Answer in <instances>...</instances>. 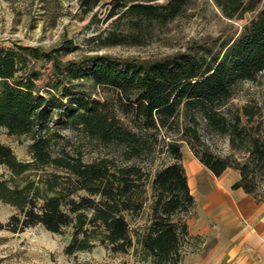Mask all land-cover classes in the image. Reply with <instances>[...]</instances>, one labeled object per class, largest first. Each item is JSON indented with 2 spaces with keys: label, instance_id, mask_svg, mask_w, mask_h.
Returning a JSON list of instances; mask_svg holds the SVG:
<instances>
[{
  "label": "trees",
  "instance_id": "16d2710c",
  "mask_svg": "<svg viewBox=\"0 0 264 264\" xmlns=\"http://www.w3.org/2000/svg\"><path fill=\"white\" fill-rule=\"evenodd\" d=\"M217 1L230 17L256 7L254 2L245 6V0ZM186 2L169 0L165 7L137 3L130 12L141 18L165 16L167 21ZM35 50L0 47V131H37L32 161L20 160L0 138V167L16 177L27 175L22 184L0 176V199L18 209L6 224L0 221V229L23 232L42 225L62 233L72 225L70 254L91 249L98 241L121 253L139 243L150 264H182L184 248L194 237L188 215L197 204L183 162L184 142L215 175L230 168L239 171L241 178L233 188L264 202V126L252 125L258 113L253 107L225 109L241 81L264 71V10L223 58L181 54L145 65L99 56L86 67L68 66L70 77L86 73L104 90L113 91V100L92 98L60 81L42 90L38 70L23 72L28 57L50 60L60 50L43 55ZM57 111L61 120L66 117L65 124L82 127L96 139L106 154L92 162L67 153L55 155L51 137L44 133ZM207 132L229 136L231 151L212 149L204 138ZM161 144L170 161L152 182L149 223L133 229L130 218L143 213L149 201L150 173L132 161L154 153ZM48 167L53 169L38 180L30 178L33 170Z\"/></svg>",
  "mask_w": 264,
  "mask_h": 264
},
{
  "label": "rangeland",
  "instance_id": "374dc122",
  "mask_svg": "<svg viewBox=\"0 0 264 264\" xmlns=\"http://www.w3.org/2000/svg\"><path fill=\"white\" fill-rule=\"evenodd\" d=\"M168 2L169 0H0V47L31 46L37 49L36 54L42 55L59 49L57 56L50 60L47 57L41 59L29 56L23 72L38 70L40 78L37 84L42 90L49 84L60 81L62 85H70L74 90L85 92L92 98L113 100V91L104 90L86 73L70 77L68 66L76 65L77 69L86 67L89 61L99 56L145 65L181 54L206 56L208 60L216 56L223 58L252 20L264 10V0H245V6L254 2L255 9L246 12L239 10L230 17L217 0H187L182 11L167 21L165 16L141 18L130 12L133 4L147 3L165 7ZM247 106L258 112L252 125L264 126V71L253 80L241 81L225 109L235 112L242 111ZM57 112L44 133L51 137L55 155L67 153L73 158L92 162L106 154L107 150L96 139L91 138L82 127L65 124L66 117L63 116L61 120L59 111ZM163 133L167 134L166 131ZM36 134L37 131L11 134L3 128L0 138L13 148L20 160L32 161V144ZM170 136L173 138L178 133ZM204 138L216 152L227 154L231 151L229 136L207 132ZM182 148L193 152L187 142L183 143ZM114 154L119 158L118 162L124 164L119 157L120 153L115 151ZM169 161L170 155L162 144L154 153L132 161L150 173L149 201L143 213L130 218L133 229L149 223L152 182L157 171ZM52 169H35L29 175L38 180ZM228 172L226 176H233L236 170L230 168ZM205 175L203 171L201 176ZM0 176L11 179L15 184H22L27 177L14 176L6 166L0 167ZM260 193L264 196V186ZM199 198V202L196 199L195 209L188 215L194 237L184 248L182 264H210L219 250L218 226L211 228L206 234L195 232L196 227H199L195 213L203 199ZM261 203L264 206V202ZM17 211L16 206L0 199L1 222L6 224ZM74 232L72 225L65 227L62 233H55L42 225L27 228L23 232L0 229V264H150L149 260L143 259L139 243L128 253H121L112 251L98 241L91 249L70 254L67 247ZM244 253L250 258L242 261L238 256L232 257L229 254L223 264H264L263 254Z\"/></svg>",
  "mask_w": 264,
  "mask_h": 264
},
{
  "label": "crops",
  "instance_id": "0c3cea01",
  "mask_svg": "<svg viewBox=\"0 0 264 264\" xmlns=\"http://www.w3.org/2000/svg\"><path fill=\"white\" fill-rule=\"evenodd\" d=\"M183 156L191 191L198 202L199 197L203 198L195 213L199 224L195 232L206 234L218 226L219 250L215 256L211 255L210 264L225 263L229 254L242 261L250 258L244 252H259L264 256V206L243 189L233 188L241 178L240 172L236 170L233 176H226L228 169L222 176H217L195 153L183 148ZM203 171L204 177L201 176ZM215 222L218 225L213 224ZM192 229L190 226L191 232Z\"/></svg>",
  "mask_w": 264,
  "mask_h": 264
}]
</instances>
